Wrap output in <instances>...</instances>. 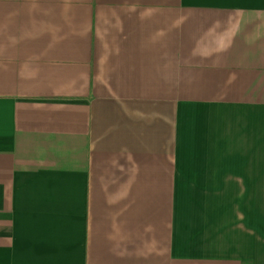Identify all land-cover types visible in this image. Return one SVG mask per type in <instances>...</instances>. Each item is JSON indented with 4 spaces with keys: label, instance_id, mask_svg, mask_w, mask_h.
<instances>
[{
    "label": "crops",
    "instance_id": "crops-1",
    "mask_svg": "<svg viewBox=\"0 0 264 264\" xmlns=\"http://www.w3.org/2000/svg\"><path fill=\"white\" fill-rule=\"evenodd\" d=\"M0 264H264V0H0Z\"/></svg>",
    "mask_w": 264,
    "mask_h": 264
}]
</instances>
